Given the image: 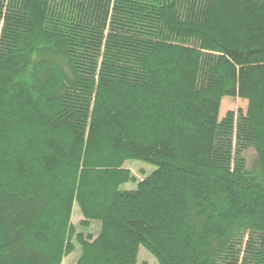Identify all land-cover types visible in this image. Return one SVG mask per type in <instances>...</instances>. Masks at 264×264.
I'll use <instances>...</instances> for the list:
<instances>
[{"label":"trees","instance_id":"obj_1","mask_svg":"<svg viewBox=\"0 0 264 264\" xmlns=\"http://www.w3.org/2000/svg\"><path fill=\"white\" fill-rule=\"evenodd\" d=\"M77 245L264 264V0H0V264Z\"/></svg>","mask_w":264,"mask_h":264},{"label":"rangeland","instance_id":"obj_2","mask_svg":"<svg viewBox=\"0 0 264 264\" xmlns=\"http://www.w3.org/2000/svg\"><path fill=\"white\" fill-rule=\"evenodd\" d=\"M220 105H221L219 110L220 117H224V115L229 110L238 111V109H242L244 111L247 107L246 100L241 99L239 97L237 98L230 96L224 97L221 100ZM253 156H254V151L252 149L245 152V157L247 158L248 162L251 160ZM124 164L130 169L131 173L135 174L138 180L143 178L142 172L149 174L155 168L154 165H151L143 161L141 162V161L131 160V161H126ZM121 186L123 188L130 189L134 185H132L131 183H126ZM72 210L73 212L71 215V221L76 227V231H85V232H93V233H96L98 231L97 230L98 228L94 224H90L88 228H84L80 225L82 215L76 203L74 204ZM139 250L140 251L137 257V262L135 264H159L158 261H156V259L154 258V256L143 246H140ZM79 256H80V248L77 245L76 248L72 252H70V254L67 257L63 259L61 264H76V261L79 258Z\"/></svg>","mask_w":264,"mask_h":264}]
</instances>
